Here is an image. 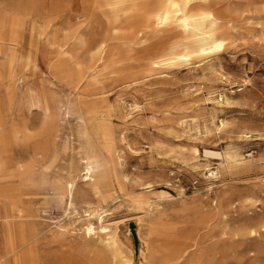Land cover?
I'll return each instance as SVG.
<instances>
[{"label":"rangeland","instance_id":"rangeland-1","mask_svg":"<svg viewBox=\"0 0 264 264\" xmlns=\"http://www.w3.org/2000/svg\"><path fill=\"white\" fill-rule=\"evenodd\" d=\"M0 139L7 264H264V0H0Z\"/></svg>","mask_w":264,"mask_h":264},{"label":"bare ground","instance_id":"bare-ground-1","mask_svg":"<svg viewBox=\"0 0 264 264\" xmlns=\"http://www.w3.org/2000/svg\"><path fill=\"white\" fill-rule=\"evenodd\" d=\"M172 7L175 8L174 10H176L175 12H177V8H176L177 6H176V4L173 5ZM184 15H186V14H184ZM195 18L196 17H192L193 21L196 20ZM183 23L186 25L187 24V20L185 19ZM92 104H94V103H92ZM1 146H3V147L5 146L4 139H0V150L2 148ZM0 165H1V160H0ZM85 169H86L85 170L86 171L85 174L87 175L86 176L87 179L91 178V176L93 175V173L96 171L95 165L92 162H89L88 160H87V165H86ZM16 174H17V169L5 170L4 171V170H2L0 168V176H15ZM2 193H4V192H2ZM92 229H93L92 226H88V231H91ZM1 236H2V234L0 232V264H7V259H8L7 245H6V243L5 244L2 243V237Z\"/></svg>","mask_w":264,"mask_h":264}]
</instances>
